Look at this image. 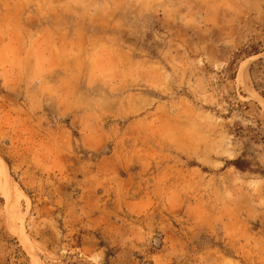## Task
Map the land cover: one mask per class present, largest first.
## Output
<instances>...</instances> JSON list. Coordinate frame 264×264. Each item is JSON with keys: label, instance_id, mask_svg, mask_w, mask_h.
Wrapping results in <instances>:
<instances>
[{"label": "rangeland", "instance_id": "374dc122", "mask_svg": "<svg viewBox=\"0 0 264 264\" xmlns=\"http://www.w3.org/2000/svg\"><path fill=\"white\" fill-rule=\"evenodd\" d=\"M263 104L264 0H0V264H264Z\"/></svg>", "mask_w": 264, "mask_h": 264}, {"label": "clouds", "instance_id": "9594fccd", "mask_svg": "<svg viewBox=\"0 0 264 264\" xmlns=\"http://www.w3.org/2000/svg\"><path fill=\"white\" fill-rule=\"evenodd\" d=\"M98 71L100 72L101 75H103L105 70L104 69H98Z\"/></svg>", "mask_w": 264, "mask_h": 264}, {"label": "bare ground", "instance_id": "6f19581e", "mask_svg": "<svg viewBox=\"0 0 264 264\" xmlns=\"http://www.w3.org/2000/svg\"><path fill=\"white\" fill-rule=\"evenodd\" d=\"M263 106H264V104H263ZM1 169H2V168H1V166H0V177H1V171H2Z\"/></svg>", "mask_w": 264, "mask_h": 264}, {"label": "trees", "instance_id": "16d2710c", "mask_svg": "<svg viewBox=\"0 0 264 264\" xmlns=\"http://www.w3.org/2000/svg\"><path fill=\"white\" fill-rule=\"evenodd\" d=\"M237 167H238V168H240V169H242V168H243V167L239 166L238 164H237Z\"/></svg>", "mask_w": 264, "mask_h": 264}]
</instances>
